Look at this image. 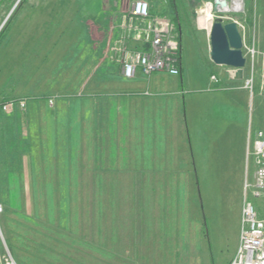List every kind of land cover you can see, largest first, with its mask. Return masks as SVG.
<instances>
[{"label": "rangeland", "instance_id": "obj_1", "mask_svg": "<svg viewBox=\"0 0 264 264\" xmlns=\"http://www.w3.org/2000/svg\"><path fill=\"white\" fill-rule=\"evenodd\" d=\"M134 1L0 0V102L27 101L21 113L0 108V221L17 264H230L237 252L254 167L246 152L240 172L217 156L244 119L264 129V0L221 14L215 0H145L182 30V76H165L156 98L119 100L122 81L101 71L121 67L115 32L127 17L110 26L100 69L86 49L87 21ZM208 4L214 20L239 23L253 96L210 59L199 24ZM255 203L264 219V195Z\"/></svg>", "mask_w": 264, "mask_h": 264}, {"label": "built area", "instance_id": "obj_2", "mask_svg": "<svg viewBox=\"0 0 264 264\" xmlns=\"http://www.w3.org/2000/svg\"><path fill=\"white\" fill-rule=\"evenodd\" d=\"M236 2L237 0H234L235 6L231 7L228 1L227 11L230 8L234 11ZM211 5L213 7V4ZM242 5L243 1L238 10H242ZM126 17L127 20L124 21L126 24L123 27L121 26V37L115 47V54L117 55L115 58L121 62L120 66L124 78L133 80L140 73L147 78L161 73L174 77L180 76L181 46L175 25L165 18L152 16L150 4L145 0H135L132 3L129 15ZM130 20L133 23L132 25L129 24ZM236 23L239 25L238 22ZM207 31L209 34L210 31ZM132 35H135L137 40L141 42L140 47L132 48L128 45ZM252 54V58H255V49ZM260 55L264 62V44ZM225 69L228 76L234 79L236 70L228 67ZM260 77L261 91L264 93V69L261 71ZM212 81L216 85L220 84V80L216 75L212 76ZM255 81V66L252 61L245 68L241 88L253 96ZM146 95H149V93L146 92ZM50 103H53V101H50ZM26 109V99L9 100L2 106L4 113L13 112L14 110L25 111ZM246 157L248 163H253L254 173L253 179H246L244 183L239 246L230 264H264V219L260 217L255 203L264 195V129L255 130L249 126ZM3 212V207L0 204V217ZM0 264H17L6 245L1 229V221Z\"/></svg>", "mask_w": 264, "mask_h": 264}, {"label": "crops", "instance_id": "obj_3", "mask_svg": "<svg viewBox=\"0 0 264 264\" xmlns=\"http://www.w3.org/2000/svg\"><path fill=\"white\" fill-rule=\"evenodd\" d=\"M117 2V1H115ZM115 2H113V6L116 4ZM117 6V5H116ZM116 6H114L111 9H105L102 10L100 13H96L93 16V21H87V27H88V35H87V51L88 52H92L95 54H92L90 56L91 60L93 61L92 63L94 64L93 68L100 69V61L102 59V55L105 52V48H106V43H107V37L108 34H110V29H111V25L112 23L116 24V25H120V22L122 24V18L125 16L129 15V10H124L123 13L118 14L119 11L116 10ZM105 11V12H103ZM131 23V20L129 21V24ZM116 33H121L120 29H117ZM71 35V34H70ZM182 35V33H181ZM128 45L132 48L135 47H140L141 46V42H139L137 40V37L135 35H132L129 39ZM103 70L101 72H103V75H109L111 74L113 77H116L118 79H120L122 81V85L125 86L122 89H124L122 93H120L119 95H116V98H120L121 99H139L137 98L136 94L139 91H143V92H150L152 94H154L155 96H144L142 97V99H147L148 98H156L157 97V93L160 87L159 83L161 80L164 79L165 76H170L167 74H155L150 78L145 77L143 74H139L135 79L133 80H128L126 78H124V76L122 75V70L121 67H119L118 65H114V64H108V67L102 66ZM98 69V70H99ZM106 69V70H105ZM95 72V71H94ZM99 70V73H101ZM182 76V67H181V75ZM174 77V76H171ZM230 81L234 82V87L233 89L235 91H237L240 94H246L248 95V91L244 90L241 88L242 86V81H236L235 79H232L229 77ZM185 81V80H184ZM183 81V84H185V82ZM238 82V84H236ZM121 85V86H122ZM148 89V90H147ZM60 93V91L58 90V94ZM76 93V91L72 92V90H68L67 91V96L71 97V96H81L79 94H82L81 92H79V94H73ZM186 94V93H183ZM21 99V98H19ZM6 100H10V98H7ZM183 100H186V97L183 98ZM1 103V102H0ZM1 111V110H0ZM18 112H22L20 110L16 111L15 114H17ZM189 134V138H190V143H189V157L191 159V164L197 165V160H196V153H195V148L193 145V141H192V137H191V133L190 130L188 131ZM247 134H248V125L246 124V119L243 120V122L240 124H238V126L233 129V132L231 134V143H230V148L225 150V154L222 157H218L217 156V160L219 162V159L221 158H226L227 163H229L230 165H237L239 167V172L241 171V169H243V165L244 162L246 161L245 158V152L247 149ZM212 149H215V146H212ZM183 163H186V154L183 153ZM213 159V157L208 158ZM215 159V158H214ZM216 162V159H215ZM212 164V162H211Z\"/></svg>", "mask_w": 264, "mask_h": 264}, {"label": "water", "instance_id": "obj_4", "mask_svg": "<svg viewBox=\"0 0 264 264\" xmlns=\"http://www.w3.org/2000/svg\"><path fill=\"white\" fill-rule=\"evenodd\" d=\"M228 0H215V13L227 12ZM210 59L221 67L234 68L235 80L243 81L247 59L244 56V42L236 22H225L222 17L213 21L209 32Z\"/></svg>", "mask_w": 264, "mask_h": 264}, {"label": "bare ground", "instance_id": "obj_5", "mask_svg": "<svg viewBox=\"0 0 264 264\" xmlns=\"http://www.w3.org/2000/svg\"><path fill=\"white\" fill-rule=\"evenodd\" d=\"M242 4V1L241 0H237L236 2V7L235 9H240L239 7L241 6ZM212 10H213V7L211 4H208V6L206 7V9L204 11H202V13L200 14V17H199V24H200V27L202 28H207L209 31L211 30L212 28V22H213V18H212ZM223 15V14H222Z\"/></svg>", "mask_w": 264, "mask_h": 264}, {"label": "trees", "instance_id": "obj_6", "mask_svg": "<svg viewBox=\"0 0 264 264\" xmlns=\"http://www.w3.org/2000/svg\"><path fill=\"white\" fill-rule=\"evenodd\" d=\"M175 7V6H174ZM175 20H177V19H175ZM175 24V23H174ZM175 26H176V28H177V35H178V39H179V42H180V46H181V49H182V35H181V33H182V30H180V26L178 25V23L177 24H175ZM180 59H181V50H180ZM181 75V74H180ZM6 100V99H5ZM17 100V99H16ZM7 101V100H6ZM5 101V102H6ZM5 102H1L0 103V108L2 109V106L4 105V103ZM18 111V110H17ZM54 143L56 142V140H54L53 141Z\"/></svg>", "mask_w": 264, "mask_h": 264}]
</instances>
